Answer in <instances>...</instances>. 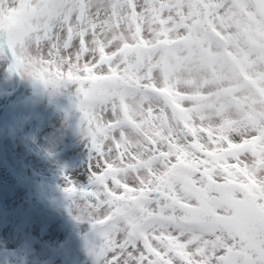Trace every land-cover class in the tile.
<instances>
[{"label":"snow or ice","instance_id":"1","mask_svg":"<svg viewBox=\"0 0 264 264\" xmlns=\"http://www.w3.org/2000/svg\"><path fill=\"white\" fill-rule=\"evenodd\" d=\"M0 56L75 85L97 264H264V0H0Z\"/></svg>","mask_w":264,"mask_h":264},{"label":"rangeland","instance_id":"2","mask_svg":"<svg viewBox=\"0 0 264 264\" xmlns=\"http://www.w3.org/2000/svg\"><path fill=\"white\" fill-rule=\"evenodd\" d=\"M9 64L8 56H0V95L16 83ZM42 84L21 75L20 89L0 127V162L71 219L75 228L71 261L97 264L90 251L96 241L91 225L76 219L74 198L64 191L66 177L81 187L88 183L90 142L82 131L75 85L62 82L36 91ZM27 197L26 187L0 183V264H61L56 250L67 238L65 223L38 211L28 212Z\"/></svg>","mask_w":264,"mask_h":264},{"label":"water","instance_id":"3","mask_svg":"<svg viewBox=\"0 0 264 264\" xmlns=\"http://www.w3.org/2000/svg\"><path fill=\"white\" fill-rule=\"evenodd\" d=\"M11 61V57H8ZM11 73L14 75L15 80H16V86L13 90L0 95V125L1 122L10 108V106L13 103V97L18 93L21 79L19 77V74L16 71H11ZM17 175L15 172H13L10 168H8L5 164H0V180L3 183H6L8 185H13V186H20L24 184L27 188V191L29 192V199L30 202L35 205L39 206L41 209L48 210V211H53L54 207L48 201L45 197H43L42 194L37 192L34 186H32L25 178ZM43 203L45 206H43ZM69 224V223H68ZM73 240L72 235L70 234L69 237L62 243L61 247L58 249L57 254L62 260L63 264H72L68 258L67 255V248L69 246V243Z\"/></svg>","mask_w":264,"mask_h":264},{"label":"bare ground","instance_id":"4","mask_svg":"<svg viewBox=\"0 0 264 264\" xmlns=\"http://www.w3.org/2000/svg\"><path fill=\"white\" fill-rule=\"evenodd\" d=\"M9 57V56H8ZM10 61V60H9ZM14 76V75H13ZM19 77H20V79H21V75L19 74ZM15 86H16V84L14 85V87L12 88V90L15 88ZM44 87V84H42V85H38L37 86V88H35V90L36 91H38L39 89H41V88H43ZM19 89H20V87H19ZM34 90V91H35ZM11 91V90H10ZM15 96L13 97V102H14V100H15ZM13 104V103H12ZM0 127H1V125H0ZM0 164H5L8 168H10L13 172H15L14 171V169L11 167V166H9V165H7L6 163H4V162H0ZM16 173V172H15ZM17 174V173H16ZM17 175H19V174H17ZM19 176H21V175H19ZM18 176V177H19ZM21 177H23V176H21ZM24 178V177H23ZM1 181V180H0ZM2 185H4L5 186V184H3V182L1 181L0 182ZM22 186L23 187H25V185L24 184H22ZM17 188H19L20 189V187L19 186H17ZM38 192V191H37ZM27 201H28V207H29V209H28V212H31V211H38V212H41V213H43V214H48V216H50V217H53V218H55V219H57V220H59V221H63L64 223H65V225H66V227H67V229H68V235H67V237H69V235L71 234L72 235V237H73V240L69 243V246H68V248H67V255H68V258H69V260H70V262L72 263V264H75V263H73V261H71V258L69 257V251H70V247H71V245L73 244V242H74V240H75V228H74V226H73V223H72V221H71V219L68 217V215H66V214H63L61 211H60V209H58L51 201H50V199L47 197V196H45V195H43V197H45L48 201H50V203L52 204V206L54 207V210L53 211H46V210H44V209H41L38 205L37 206H35V205H33L31 202H30V199H29V192H27ZM43 206H45V204L43 203ZM50 220H53L52 218L51 219H49V221ZM69 223V224H68ZM67 239V238H66ZM65 239V240H66ZM64 242V241H63ZM62 242V243H63ZM62 243L58 246V248H57V250H56V256L60 259V257L58 256V254H57V251H58V249L61 247V245H62ZM6 251V253H8L9 255H11V252H10V250H8V249H6L5 250ZM7 255V254H6ZM60 261H61V264H63V262H62V260L60 259Z\"/></svg>","mask_w":264,"mask_h":264}]
</instances>
